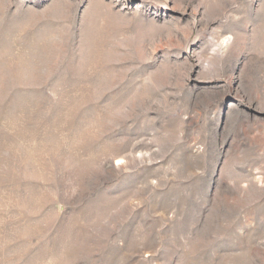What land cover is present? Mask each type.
Returning <instances> with one entry per match:
<instances>
[{"label":"rangeland","instance_id":"obj_1","mask_svg":"<svg viewBox=\"0 0 264 264\" xmlns=\"http://www.w3.org/2000/svg\"><path fill=\"white\" fill-rule=\"evenodd\" d=\"M0 264H264V0H0Z\"/></svg>","mask_w":264,"mask_h":264},{"label":"bare ground","instance_id":"obj_2","mask_svg":"<svg viewBox=\"0 0 264 264\" xmlns=\"http://www.w3.org/2000/svg\"><path fill=\"white\" fill-rule=\"evenodd\" d=\"M230 41H231V37L230 36H227L226 38H224L222 40V45H227V44L230 43Z\"/></svg>","mask_w":264,"mask_h":264}]
</instances>
